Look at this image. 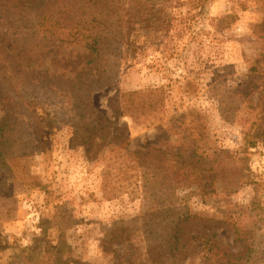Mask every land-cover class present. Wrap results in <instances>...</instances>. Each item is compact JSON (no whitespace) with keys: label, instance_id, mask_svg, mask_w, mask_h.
<instances>
[{"label":"rangeland","instance_id":"374dc122","mask_svg":"<svg viewBox=\"0 0 264 264\" xmlns=\"http://www.w3.org/2000/svg\"><path fill=\"white\" fill-rule=\"evenodd\" d=\"M144 1L149 10L132 16L136 30L125 38L128 59L91 96L93 117L124 138L129 155L166 143L196 151L200 170L177 191L192 216L184 242L214 237L238 254L235 232L245 228L254 252L236 263L264 264V0H207L198 9L190 0ZM16 34L0 16V43L10 50ZM90 57L57 43L35 66L54 84L30 83L26 106L10 100L0 81V122L11 108L16 139L31 149L15 150L10 172L0 171V264H204L202 242L179 262L156 259L159 236L142 218L155 202L136 183L104 198L103 174L116 157L123 163L124 150L109 152L95 140L87 152V121L59 92V79L76 76ZM154 88L167 92L161 119L134 121L108 107L121 92Z\"/></svg>","mask_w":264,"mask_h":264},{"label":"trees","instance_id":"16d2710c","mask_svg":"<svg viewBox=\"0 0 264 264\" xmlns=\"http://www.w3.org/2000/svg\"><path fill=\"white\" fill-rule=\"evenodd\" d=\"M205 1L190 0V5L198 9ZM146 3L144 0H0V16L17 30L15 41H10V50L0 43V81L11 94L10 100L26 106L30 83L44 89L54 84L48 71L35 69L36 65H42L50 49L59 43V46L88 50L91 57L85 68L72 78L61 77L59 92L68 96L82 113L81 118L87 121L82 140L87 152L92 150L95 140L103 142L109 152L124 150L120 156L123 163L115 156L117 160L111 161L103 174L104 198L109 201L120 193H128L134 182L138 192L154 199L153 210L142 218L150 225L147 228H155L159 236L152 249L159 261L168 257L179 262L202 242L204 264H237V260H247L254 252L246 244L245 228L235 232V241L241 246L238 254L219 248L214 237L193 236L184 242V226L192 216L177 191L186 185L183 182L192 176L190 172L197 173L191 170H200L196 167L199 165L196 151L166 143L164 148L152 146L129 155L124 138L111 133L101 119L93 117L91 96L116 80L124 58L128 59L129 37L125 38L136 30L129 25L137 18L132 16L149 10ZM139 6L142 8L137 12L130 9ZM166 103V90L154 88L147 92H121L108 100V107L121 117L138 121L151 117L161 119ZM5 108L7 114L0 122V171L10 172L7 159L14 151L26 154L31 149L16 139L20 124L15 121L11 108ZM115 163L119 165L114 167ZM125 182L129 183L125 185Z\"/></svg>","mask_w":264,"mask_h":264}]
</instances>
